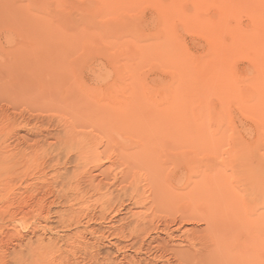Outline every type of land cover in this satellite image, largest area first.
I'll list each match as a JSON object with an SVG mask.
<instances>
[{
  "label": "rangeland",
  "instance_id": "rangeland-1",
  "mask_svg": "<svg viewBox=\"0 0 264 264\" xmlns=\"http://www.w3.org/2000/svg\"><path fill=\"white\" fill-rule=\"evenodd\" d=\"M169 1L0 0V64L13 57L20 62L16 64L17 76L29 80L36 71L33 64L38 58L29 49L21 52L24 50H18V45L28 47L40 37L53 44L56 53L55 56L43 53L41 70L46 79L52 76L57 79L55 96L45 91L49 97H45L42 105L40 90L31 84L23 85L17 94L0 92V107L12 116L4 125L9 131L0 137H7L6 142L14 146V138L24 139L25 135L27 138L28 127L33 123L41 128L49 123V129L61 133L66 127H73L85 136L83 143L75 140L73 144L83 145L85 166L95 172L98 180L109 182L117 174L118 191L127 187L130 193L132 186H136L141 200L134 204L125 198L133 212L147 215L153 225L178 226L181 221L182 228L189 233L201 231L206 224L197 219L187 221L184 212L190 206L199 209L222 192L219 188L194 190V180L202 171L219 175V171L225 170L228 175L224 187L228 193L224 194L225 189L222 193L225 207L228 211L239 210L234 214L237 216L239 212L242 217L238 225L244 231H238L239 237L253 239L259 232L254 218L264 208L254 207L255 202L246 204V199H258L263 190L256 184L246 197L241 196L240 202L234 203L235 191L241 189V183L225 162L240 150L260 157L262 163L253 165L251 171L264 182V46L247 36L250 33L236 41L230 31L213 32L209 20L217 18L218 8L211 0L209 6L202 3L205 0H187V4L181 0L185 14L174 12ZM166 8L171 9L166 15L169 29H164ZM190 13L194 16L196 13L197 19L191 18ZM193 20H198L200 26H195ZM231 23L247 29L252 16L242 10ZM208 25L212 32L207 30ZM177 82L184 95L177 104L180 107L170 115L168 93H175ZM36 114L43 120H32L27 128L17 125L20 115ZM33 136H28L29 141L26 139L28 155L0 156V167L12 166L14 170H10L9 176V169L4 168L0 191H8L13 184H24L35 177L38 165L27 159L33 157L34 149L42 150L48 142L57 140L50 137L47 142H36ZM62 154L61 161L66 157ZM69 155L68 166L73 169L77 155L74 152ZM111 157L116 158L112 166L108 160ZM42 159L41 154L37 160L41 163ZM98 163L101 165L96 167ZM103 200V196L95 193L82 204L97 206ZM20 216L19 225L24 221ZM11 224L10 212L0 210V237L6 225ZM23 227L21 231L26 233L27 228ZM174 232L177 239L171 240L175 244L171 240L159 243V252L163 251L160 262L169 255L175 263V252L185 248L177 244L183 232ZM159 234L166 237L165 233ZM257 241L241 257L240 253L235 257L232 249L230 253L226 247L210 246L202 250L198 260L201 263L190 259L186 264H264V239ZM197 246L202 247V243L197 242ZM105 250L116 252L108 240L102 247ZM131 251L128 253H135ZM155 253L139 255L152 257Z\"/></svg>",
  "mask_w": 264,
  "mask_h": 264
},
{
  "label": "bare ground",
  "instance_id": "bare-ground-1",
  "mask_svg": "<svg viewBox=\"0 0 264 264\" xmlns=\"http://www.w3.org/2000/svg\"><path fill=\"white\" fill-rule=\"evenodd\" d=\"M185 1L187 4V0ZM211 1V4L216 5L218 8V10L216 9L218 15H216V21L209 20L212 21L211 28L213 32L221 33L230 31L232 35L234 34L233 37L237 39L236 41L246 36V33H250L247 36H251L264 46V0ZM180 2L181 0H170L169 6L174 12L185 14L183 5ZM205 2L202 3L210 4L209 0H205ZM196 3L198 2L196 1ZM210 6L213 7L212 5ZM199 7L197 8H202L201 6ZM170 8L164 9L167 10L163 16L165 20L164 29L171 28L168 24V17L166 16L168 13L170 14ZM185 8L187 9V7ZM242 10H247L252 16V24L247 29L241 28L238 24L234 25L231 23V20L235 19L237 14ZM195 16L191 14V18ZM194 19L197 18L195 17ZM188 21L190 24L192 23L190 19ZM193 22L195 21L193 20ZM197 22L194 25L199 24L197 25L199 27L200 23ZM209 25L206 26L207 30L212 32L210 31ZM54 47L53 44L47 41L44 42L40 37L35 38L28 47L22 44L18 45V50L29 49L33 53L32 56L38 58L35 62L36 65L32 63L36 71L29 80H26V78L22 79L21 76L19 78L16 73V71L19 72V67L16 64L20 62L18 61L17 63L13 57L10 58L9 63L0 64V92L9 93V95L17 94L21 92L20 90L23 85L27 87L26 85L31 84L37 87L36 90H40L41 105L45 97H49L45 95V91L55 96L57 86L56 77L52 76L46 79L43 70H41L42 60L45 57L43 53L45 52L51 54V56H55ZM21 52H25V50ZM15 55L18 56L17 53ZM19 66L24 67L25 65ZM180 86L181 84L177 82L178 88L175 93H168V99L171 100L170 103L174 107L172 108L169 105L170 115L176 112V108L178 109L180 107L177 104L183 99V88ZM55 99L56 97H53V100ZM5 109L0 107V136L6 131H9L4 125L12 118ZM19 118L21 119H17V125L22 126V128H27L32 120H43V117L38 114L27 117L20 115ZM48 126L41 128L39 125L33 123L32 127H28L27 131L29 137L30 135L35 136L36 142H47L50 137L57 139L56 142H48L46 148H42V150L39 148L34 149L33 157L27 159L28 161L30 159L35 161L36 165H38L36 167L39 168L37 170L38 174L30 180L25 181L24 184L23 182L17 183L16 185L13 184L8 191L5 190L6 188L4 189L5 192L0 191V203L3 202L0 205V210L4 212L9 211L10 221H12L11 226L6 225L7 227H5L3 225L6 230H3V234L0 237V264H8L9 261L14 264H186L190 259H194L195 262H200L198 260H200V255L203 254L202 250L210 246L214 248L226 247L229 251L232 249V254L236 257L239 253V256L241 253L246 254L250 245L259 242L257 239H264L263 210H258L257 216L254 218V221L259 224V232L256 237L247 240L239 237L238 231L242 230L243 227H239L238 224H240L242 217L238 214L239 212L236 213L237 216L234 215L235 212L239 211L237 210L238 208L236 211H228L226 209V200L222 196L223 189L228 184L226 183L228 175L225 173V170L219 171V175L217 173L207 175V173L202 171V174L196 177L193 182L194 190L204 188H219V190H222L221 194L216 198L217 200L215 198L213 200L211 199L203 204V206H199L200 208L197 207L199 209H193L190 206L189 211L184 212L183 217L187 221L188 219H197V222L200 220L204 221L206 225L201 231H192L189 233L182 228L181 221L178 223V226H172L169 223L153 225V223H149L147 215L133 212L125 200L127 197L134 204L141 200L136 186H132L133 189L130 193H128L127 187L125 189L123 188L124 190L121 193L120 190H117L119 182L117 174H113L112 181L109 182L104 179L98 180L95 172L85 166L87 164V158L83 150V145L76 146L73 144L75 140L78 142L84 140L85 136L83 133L79 134L73 127H66V130H63V132L65 131L64 133L54 132L55 130L49 129ZM16 131H14V134ZM11 133L9 135H12ZM12 138L14 137L12 136ZM22 138L15 137L14 140L16 139V141L13 146L11 143L6 142L7 137L4 139L0 137V156L21 155L24 157L28 155L26 146L29 144L26 143V135L24 139ZM53 143H56V146ZM80 143H83V141ZM72 152L77 155L76 165L74 164L75 168L69 169V154ZM62 153L66 155L63 161H61ZM41 154L43 159L39 163L40 161L38 160L41 158ZM108 160L111 166L116 162V158L111 157ZM262 161L260 157L247 154L243 150H240L225 162L228 168L236 172V177L241 183V189L235 191L236 194L234 196L236 201L234 203L240 202L241 196L246 197V193L250 187L259 184L263 190V194L258 197L259 200L257 198L246 199V204L247 202H255L254 207L258 209L264 208V182L260 179L261 177L255 178L251 171L253 165H259ZM100 165L101 163H98L96 167ZM4 168L9 169L8 175L11 172L10 170L13 169L12 166L0 167V176L4 173L2 172L5 170ZM103 189L105 190L102 191ZM225 191L228 193L227 188L224 190V194L226 193ZM95 193L104 197L102 203L97 206L86 205V203L84 205L82 204L88 201L89 197ZM56 206L57 209H54ZM121 213H124L125 216H120ZM19 214L24 219L22 221L24 227L18 223ZM238 219L239 221H237ZM248 223L250 224V222ZM21 227L27 228V232H22ZM176 230L183 232L182 237L179 235V243L177 244H182L185 248L175 252L174 257L177 260L176 262L174 260L175 263L171 261V257H167L169 255L165 256L164 262L162 260L160 262L159 258H162L163 251L162 253L159 252L161 250L159 243L164 241L166 244L171 239L176 238V236H173V232ZM159 233H165L166 237H160ZM106 240H108L109 245L116 248V252H111L110 250L102 251ZM173 241L172 243H174ZM262 241L260 240V242ZM197 242L202 243V247H198ZM130 250H133L135 253H128ZM150 252L156 253L152 257L149 255L148 257L146 255H139L140 253L149 254Z\"/></svg>",
  "mask_w": 264,
  "mask_h": 264
}]
</instances>
